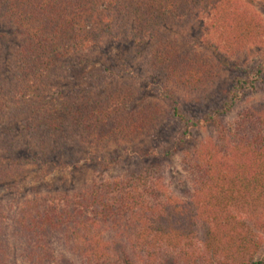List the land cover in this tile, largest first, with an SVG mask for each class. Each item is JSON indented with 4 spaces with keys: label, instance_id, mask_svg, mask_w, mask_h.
<instances>
[{
    "label": "trees",
    "instance_id": "obj_1",
    "mask_svg": "<svg viewBox=\"0 0 264 264\" xmlns=\"http://www.w3.org/2000/svg\"><path fill=\"white\" fill-rule=\"evenodd\" d=\"M199 8L209 11L208 27L231 55L264 43L243 0H0V16L21 37L8 74L1 70L0 45V121L18 120L50 158L79 151L89 139L104 145L150 137L152 143L139 148L138 157L122 158L126 170L118 178L16 206L0 202V264H264V105L244 110L233 123L225 119L259 89L264 54L196 120L182 118L175 94L164 88L183 124L171 142L159 145L157 137L168 129L163 109L130 87H116L98 101L48 90L60 62L78 71L77 57L87 55L109 25L98 24L106 14L133 21L153 40L147 63L172 87L205 91L224 60L181 50L161 33ZM209 125L213 136L192 140ZM4 132L0 162H20L21 150ZM35 156L38 161L42 154ZM176 156L186 185L179 196L169 188Z\"/></svg>",
    "mask_w": 264,
    "mask_h": 264
},
{
    "label": "rangeland",
    "instance_id": "obj_2",
    "mask_svg": "<svg viewBox=\"0 0 264 264\" xmlns=\"http://www.w3.org/2000/svg\"><path fill=\"white\" fill-rule=\"evenodd\" d=\"M248 11L257 17L256 24L264 40V1L243 0ZM246 2V3H245ZM209 11L203 8L194 9L191 15L181 24L167 25L161 33L169 37L171 42L181 50L210 56L219 65L217 82L205 91L193 92L178 90L167 83L162 75L152 70L148 65L147 54L150 52L153 40L141 32L133 21H121L116 17L99 19L100 36L92 50L83 57L78 65V71H73L66 63L60 62L57 74L53 71L48 90L54 94L69 96L82 93L92 101L101 100L107 92L116 87H130L144 101L156 103L163 109L162 123L167 126L163 134L157 137L156 145L169 143L183 120L173 117L172 104L168 92L175 94L180 106V112L186 119L196 120L210 108L220 103V97L225 95L235 76L242 74L250 67L253 59L264 54V43L251 44L245 51L231 55L220 45L217 35L208 27ZM111 18V19H110ZM108 26V27H107ZM21 37L13 27L0 16V45L3 49V73L11 71ZM212 44V45H211ZM212 46V47H210ZM71 72H70V71ZM221 105V104H220ZM264 105V80L254 94L248 95L243 102L234 107L225 117L229 123L235 122L239 114L247 109H257ZM20 122L6 117L0 121L8 138L15 142L21 150L20 162L13 163L12 158L0 162V202L7 206H16L26 199L34 197L57 196L64 192L76 191L93 181L110 180L120 177L126 170L125 158H136L139 148L148 144L152 146L150 137H143L134 142H113L96 145L91 139L79 151L72 154H60L50 158L51 154L43 152L31 137L20 129ZM214 126H204L194 131V137L209 139L214 134ZM7 136V135H6ZM191 140V139H190ZM41 153L40 160L35 154ZM5 156V151L0 150ZM124 157V160L122 159ZM169 188L175 194L182 195L186 188L185 175L181 171L180 158L175 157L170 165Z\"/></svg>",
    "mask_w": 264,
    "mask_h": 264
}]
</instances>
